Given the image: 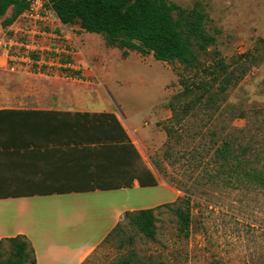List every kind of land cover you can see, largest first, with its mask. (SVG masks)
<instances>
[{
    "label": "rangeland",
    "instance_id": "374dc122",
    "mask_svg": "<svg viewBox=\"0 0 264 264\" xmlns=\"http://www.w3.org/2000/svg\"><path fill=\"white\" fill-rule=\"evenodd\" d=\"M170 1L185 7H193L196 1H200L208 13V28L217 36V42L210 47L209 53H203L201 60L204 65L213 62L215 49L228 62L247 51L257 57L251 62L253 65L247 74L225 94L222 104L226 110L219 121L243 128V142L254 139L253 144L263 151L264 0ZM10 13L11 10L7 15ZM58 27H64L68 43L76 51L77 59L80 57L83 61L78 59L85 70L83 82L54 76L52 80L15 74L10 76L2 70L1 82L16 87L22 83L47 86L52 81V90L87 89L108 93L116 105L122 107L124 116L129 114L134 117L135 124L143 128L147 123L149 131L146 132L145 143L148 146V162L154 168L158 165L160 176L170 184L176 186L177 182L188 188L180 189V197L188 193L191 195L188 235L180 230L175 212L161 205L155 209V237L150 238L135 226L125 223V231L101 247V264H110L129 256L137 260L133 264H264V188L206 182L200 176H195L199 169L191 165L189 152L186 151V148L197 147L209 139L208 136L201 138L198 131L207 133L215 129L216 119L205 122L194 114L190 115L180 127L182 137L177 152L171 159L165 158L167 134L163 124L172 115L170 101L183 90L181 80H196L200 78V72L184 69L179 63L160 61L153 54L141 55L131 51L124 56L119 47L108 46L102 35L82 31L77 24L65 27L59 23ZM3 28L0 19V37ZM61 49L54 55V59L66 56ZM1 59L0 63H3ZM193 133L198 135L194 137ZM248 156L253 157L250 153ZM262 163L264 151L259 164ZM193 176L195 178H191ZM136 195L146 199L149 204L172 198L171 193L162 185L138 190ZM135 204L140 205L139 202Z\"/></svg>",
    "mask_w": 264,
    "mask_h": 264
},
{
    "label": "crops",
    "instance_id": "0c3cea01",
    "mask_svg": "<svg viewBox=\"0 0 264 264\" xmlns=\"http://www.w3.org/2000/svg\"><path fill=\"white\" fill-rule=\"evenodd\" d=\"M57 22L64 34L58 24H67ZM0 59V72L10 76L53 78L10 70L3 52ZM48 83L15 87L0 80V244L25 235L36 264H101L100 249L125 212L182 195L148 162L147 123L137 126L108 93L52 90ZM145 168L156 185H141L138 173L151 178ZM157 185L172 198L149 204L136 195Z\"/></svg>",
    "mask_w": 264,
    "mask_h": 264
},
{
    "label": "trees",
    "instance_id": "16d2710c",
    "mask_svg": "<svg viewBox=\"0 0 264 264\" xmlns=\"http://www.w3.org/2000/svg\"><path fill=\"white\" fill-rule=\"evenodd\" d=\"M49 1L62 23L77 24L82 31L102 35L108 46L119 47L124 56L131 51L141 55L153 54L160 61L179 63L184 69H196L200 72V78L196 80H181L183 90L170 101L172 115L163 124L167 134L165 158L171 159L178 150L182 137L180 127L190 115L194 114L205 122L215 118V129L207 133L198 131L201 138L208 136L209 139L202 141L197 147L186 148L191 165L199 169L195 176L223 186L255 185L264 188V163L259 164L264 150L261 151L253 144L254 139L243 142V128L219 121L226 110L222 104L225 94L247 74L252 68L251 62L257 57L247 51L228 62L215 49L213 62L204 65L201 57L203 53H209L210 47L216 44L217 36L208 28L209 15L200 1H196L193 7H185L170 0ZM29 6V0H0L3 27L12 25ZM9 10L11 13L7 15ZM198 133H193V136L196 137ZM249 153L252 158L248 156ZM171 163L174 164L175 161ZM158 168L161 170L159 166ZM144 172L151 175L147 168ZM138 178L142 186L157 184L152 175L149 182L141 178L139 173ZM176 186L182 190L188 189L177 182ZM188 194L174 202L162 204L175 212L180 230L186 235L189 234L191 223V195ZM156 208L125 212L124 220L110 233L107 242L117 239L121 231H125V223L135 226L150 238L155 237ZM1 241L0 264H36L35 250L25 235L8 237ZM135 262L137 260L129 256L110 264Z\"/></svg>",
    "mask_w": 264,
    "mask_h": 264
},
{
    "label": "built area",
    "instance_id": "2783aa9c",
    "mask_svg": "<svg viewBox=\"0 0 264 264\" xmlns=\"http://www.w3.org/2000/svg\"><path fill=\"white\" fill-rule=\"evenodd\" d=\"M29 1V8L5 28L0 37V49L7 58L9 69L65 80H83V67L76 51L68 43L67 36L57 30L58 16L51 2ZM60 47L66 56L56 60L54 55Z\"/></svg>",
    "mask_w": 264,
    "mask_h": 264
}]
</instances>
